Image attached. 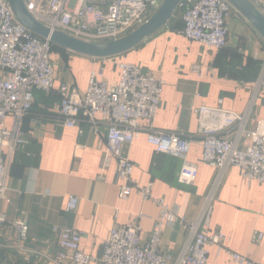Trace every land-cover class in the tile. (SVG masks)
Instances as JSON below:
<instances>
[{"label":"crops","instance_id":"0c3cea01","mask_svg":"<svg viewBox=\"0 0 264 264\" xmlns=\"http://www.w3.org/2000/svg\"><path fill=\"white\" fill-rule=\"evenodd\" d=\"M181 25V13L176 9L166 26L133 50L113 58L91 59L59 47L52 51L54 92L33 93L31 112L22 121L28 144L14 154L6 200L0 203V211L8 221L0 229V264H52L50 257L58 250L52 233L55 225L73 227L82 233L80 246L93 257L90 264H99L109 231L117 225L132 223L139 214L143 216L139 221L141 237L148 238L158 208L135 193L121 200L115 165L100 172L104 129L94 133L83 125V134L78 135L77 129L64 127L57 113L56 90L62 82L83 96L91 71L102 68L101 79L116 82L117 66L125 62L138 64L144 72L164 81L154 127L186 135L191 140L187 159L197 166L194 183L179 184L181 161L157 153L142 134L124 150L134 164L133 180L141 187L151 184L152 197L163 199L188 221H198L206 213L208 230L224 234L226 251L264 264V237L258 244L251 242L254 231L264 236V185L248 183L236 168L220 173L203 163L202 137L193 113L195 108L205 105L246 114L248 131L254 130L258 120H264V92L255 88L260 73L254 77L251 71L253 61L263 66L264 40L234 9L227 24V47L221 51H207L199 43L185 39L179 33ZM194 65L200 66L201 77L193 73ZM9 124L7 119L6 125ZM220 135L235 139L239 134L230 130ZM239 143L244 146L247 140L241 137ZM69 195L79 200L76 210L67 213ZM15 219L25 220L28 225L25 253L14 249ZM189 240L190 235L182 226L163 227L159 245L169 264L177 263ZM208 261L230 264L225 250L219 252L216 246L208 247Z\"/></svg>","mask_w":264,"mask_h":264},{"label":"built area","instance_id":"2783aa9c","mask_svg":"<svg viewBox=\"0 0 264 264\" xmlns=\"http://www.w3.org/2000/svg\"><path fill=\"white\" fill-rule=\"evenodd\" d=\"M27 11L42 25L86 42L112 41L127 35L145 23L162 0H22ZM264 16V0H250ZM181 29L185 39L202 45L207 51H221L227 47L228 21L233 8L225 0H182ZM52 44L19 25L6 0H0V203L6 200L7 180L14 154L28 144L22 121L31 112L33 93L54 92L56 79L51 62ZM256 59V56L254 57ZM118 79H101L103 69L91 71L83 96L62 82L56 92L59 96L57 113L64 127L83 134V125L94 133L104 129V150L100 172L115 165L119 198L127 200L133 193L142 201H152L158 216L147 239L141 237L140 219L127 225L113 227L102 245L99 264H169V258L160 250L164 226H182L190 235L176 264H210L208 247L225 250L230 264H255L246 256L226 251L225 236L208 230L206 213L198 221H188L169 207L163 199H154L151 184L141 187L132 178L134 164L124 152L142 134L157 153L181 161L177 181L192 185L197 177L196 164L188 161L191 140L184 134L158 131L154 119L160 108L164 81L133 63L118 64ZM201 77L200 66L192 67ZM213 73V70H209ZM255 88L264 92V63ZM201 135V160L220 173L236 168L248 182L264 185V120L256 122L253 131L245 128L246 114H238L221 107L200 106L193 110ZM10 119L9 126L6 120ZM234 130L235 139L221 136ZM247 144L240 146V138ZM209 199V197H208ZM78 198L69 195L65 212H74ZM8 223L0 211V229ZM17 242L14 249L25 253L28 225L15 219ZM203 225V226H202ZM202 226V227H201ZM58 250L50 257L52 264H90L94 259L80 244L82 233L73 227H52ZM263 234L254 231L251 242L258 244Z\"/></svg>","mask_w":264,"mask_h":264},{"label":"water","instance_id":"95a60500","mask_svg":"<svg viewBox=\"0 0 264 264\" xmlns=\"http://www.w3.org/2000/svg\"><path fill=\"white\" fill-rule=\"evenodd\" d=\"M15 21L34 35L48 39L52 45L91 59H108L126 54L162 29L172 18L182 0H162L149 19L121 38L104 42H86L63 32L51 30L38 22L22 0H6ZM264 40V16L250 0H225Z\"/></svg>","mask_w":264,"mask_h":264},{"label":"trees","instance_id":"16d2710c","mask_svg":"<svg viewBox=\"0 0 264 264\" xmlns=\"http://www.w3.org/2000/svg\"><path fill=\"white\" fill-rule=\"evenodd\" d=\"M177 10L180 11V13H181V11H182L181 7H178ZM56 48H58V47L55 46V45H52V51H53L54 49H56ZM224 49H226V48H224ZM224 49H223V50H224ZM261 67H262V63H259V62H256V61H253V62H252V64H251V71H252V74H254V77H255V76L257 77V75L260 73ZM15 262H16V261H15ZM16 263H17V262H16ZM21 264H24V262L21 263Z\"/></svg>","mask_w":264,"mask_h":264},{"label":"rangeland","instance_id":"374dc122","mask_svg":"<svg viewBox=\"0 0 264 264\" xmlns=\"http://www.w3.org/2000/svg\"><path fill=\"white\" fill-rule=\"evenodd\" d=\"M234 36H236V35H234Z\"/></svg>","mask_w":264,"mask_h":264}]
</instances>
